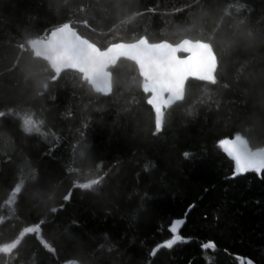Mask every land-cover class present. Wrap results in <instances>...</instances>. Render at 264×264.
<instances>
[{
  "label": "trees",
  "instance_id": "1",
  "mask_svg": "<svg viewBox=\"0 0 264 264\" xmlns=\"http://www.w3.org/2000/svg\"><path fill=\"white\" fill-rule=\"evenodd\" d=\"M105 2L0 0V244L47 220L42 235L54 249H44L28 234L18 252L0 253V264L78 262L79 251L62 238L73 221L76 235L102 264H242L241 257L264 264V175L232 178L233 163L216 145L239 132L253 149L264 146L259 129L249 131L264 117V0H129L119 12ZM225 9L230 15L221 20ZM128 16L133 18L125 22ZM237 20H244L256 39L240 40V54L218 67L216 85L189 80L185 101L164 110L159 133L154 112L144 103L143 79L125 59L109 68L114 94L107 96L74 71L49 81L42 97L34 95V81L21 82L18 91L5 86L9 79H23L6 71L17 60L35 70L47 67L26 41L64 22L103 48L141 35L153 43L206 40L218 23L223 32ZM22 43L27 50L18 48ZM47 76L42 73L40 79ZM26 113L43 121L39 133L23 131ZM185 152L192 156L185 159ZM21 168L25 174L35 171L51 200L33 205L28 183L23 199L7 203ZM100 177L105 200L75 189L71 200L63 201L73 182ZM193 202L196 208L179 228L188 239L151 255L170 238V221ZM53 208L59 211L53 214ZM207 241L215 248L203 249Z\"/></svg>",
  "mask_w": 264,
  "mask_h": 264
},
{
  "label": "snow or ice",
  "instance_id": "2",
  "mask_svg": "<svg viewBox=\"0 0 264 264\" xmlns=\"http://www.w3.org/2000/svg\"><path fill=\"white\" fill-rule=\"evenodd\" d=\"M129 0H106L105 7L117 12L127 8ZM194 6V5H193ZM140 13H133V16ZM203 15V11H201ZM225 15H230L227 9L224 10L221 20ZM133 16L126 17L125 22L131 20ZM87 23V21H85ZM196 18L193 20L195 27ZM221 25L216 28L207 39H182L179 43H169L167 40L150 42L146 35H141L131 42L120 40L111 43L106 47H99L96 43L78 34L77 30L71 26L70 22H64L56 27L46 30V34L26 41L35 58H40L46 62L47 67L35 70L31 65H21L20 61H15L6 71L11 74L18 73L22 76V81L9 79L5 86L19 90L20 83L27 84L29 81L35 82L34 95L42 97L50 82H57L63 73L74 70L80 73L83 81L86 82L96 92L104 94H114V82L110 66H115L121 58L133 61L139 69V75L143 77L142 89L147 94L144 103L151 106L155 115V132L162 130L164 123V110L168 107H178L184 102L187 95L186 81L196 78L199 81L210 82L212 85L218 83L217 69L227 58L240 54V40H255L257 34L246 28L244 20H237L228 25L227 29L219 32ZM22 51L27 50L25 44H19ZM188 53L187 56H180L178 53ZM42 73H48L47 79L42 80ZM228 85H225L227 87ZM189 114H191L189 110ZM4 113L0 112V116ZM22 129L25 133H39L43 121L35 120L32 114H24L21 118ZM259 129L264 135V117L252 126L249 131ZM217 147L233 163L232 178L246 172H254L264 175V147L253 149L249 140L239 132L232 136H225L216 141ZM81 157L84 153H80ZM185 159L192 156L185 152ZM27 163V161H25ZM70 172L73 170H69ZM104 178L86 180L85 182H73L71 188L63 195L64 202L72 198L75 189L89 192L98 200H105L108 193L102 187ZM31 183L32 190L28 192V201L33 205L44 204L52 199V195L43 190L42 182L37 178L34 170L25 174L24 169H20L18 182L10 191L7 203L15 204L23 199L26 185ZM207 191V190H206ZM63 205H61V209ZM196 208V203L186 206L181 217L170 221L168 231L170 238L162 241L151 249V255L155 256L161 249H172L179 242H184L188 237L179 234V228L183 227L188 220L189 214ZM59 209L53 208L51 212L57 213ZM55 222V221H52ZM50 223L47 220H39L37 223L24 227L16 239L0 244V253L11 254L18 252V245L22 237L32 234L36 236L42 247L49 251H54L50 244L43 239L42 230ZM78 224L71 222L64 229L63 240L67 246L79 251L80 260L78 262L68 261V264H102V260L95 253L87 251V245L76 235ZM203 249H214L215 242L207 241L201 245ZM111 251V250H110ZM242 264H255L250 258H240Z\"/></svg>",
  "mask_w": 264,
  "mask_h": 264
},
{
  "label": "water",
  "instance_id": "3",
  "mask_svg": "<svg viewBox=\"0 0 264 264\" xmlns=\"http://www.w3.org/2000/svg\"><path fill=\"white\" fill-rule=\"evenodd\" d=\"M72 26V25H71ZM73 27V26H72ZM79 34V33H78ZM180 42V41H179ZM179 42H177V43H179ZM156 43V42H155ZM170 43V42H169ZM28 47V46H27ZM30 49V48H29ZM178 55H180V56H187L188 55V53H184V52H180V53H178ZM121 59H123V58H121ZM120 59V60H121ZM126 60V59H125ZM128 61H130V60H128ZM131 62H133V61H131ZM134 63V62H133ZM135 64V63H134ZM111 67V66H110ZM109 67V68H110ZM137 67V66H136ZM137 69H138V67H137ZM109 70V69H108ZM69 71H74V70H69ZM74 72H76V71H74ZM110 72V71H109ZM138 72H139V69H138ZM78 73V72H77ZM81 75V74H80ZM81 77H82V75H81ZM142 79H143V77H141ZM82 79H83V77H82ZM189 80H197L196 78H193V77H190L187 81H186V84H187V82L189 81ZM93 91H95L94 89H93ZM96 92V91H95ZM97 93H99V94H101V95H103V96H107V95H109V94H104V93H101V92H97ZM264 147V146H263ZM232 177V176H231Z\"/></svg>",
  "mask_w": 264,
  "mask_h": 264
}]
</instances>
